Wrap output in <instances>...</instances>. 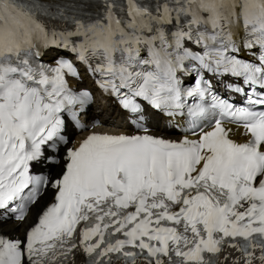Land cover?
<instances>
[{
	"label": "snow or ice",
	"instance_id": "6c2138e0",
	"mask_svg": "<svg viewBox=\"0 0 264 264\" xmlns=\"http://www.w3.org/2000/svg\"><path fill=\"white\" fill-rule=\"evenodd\" d=\"M101 4L102 14L88 10L89 0L55 11L42 0H0V226L19 228L42 192L53 193L23 238L0 232V264H69L78 249L86 264H216L225 245L244 264L264 262V0ZM53 45L99 74V88L119 99L137 132L89 130L66 147L63 172L49 181L31 173L33 162L59 164L69 143L64 115L84 130L73 106L93 99L70 86L80 76L72 61L37 62ZM206 72L242 79L226 87L244 99L219 95ZM190 73L195 83L184 87ZM141 100L186 115L185 134H149ZM227 124L248 138L233 139Z\"/></svg>",
	"mask_w": 264,
	"mask_h": 264
},
{
	"label": "bare ground",
	"instance_id": "6f19581e",
	"mask_svg": "<svg viewBox=\"0 0 264 264\" xmlns=\"http://www.w3.org/2000/svg\"><path fill=\"white\" fill-rule=\"evenodd\" d=\"M52 53L53 52H51V51L46 52L47 56H50ZM98 106L100 108V111H99V113H94V115L99 116L106 123H111L115 118H117V120H120L123 117V111L116 110V107H114L115 104L111 98H107L106 100H104L103 103H99ZM147 112L150 114V116L152 118V123L155 126V129L153 130L154 132L159 133V132H167L168 131L166 124H165V120H161L160 122H158V116L154 112H152L149 109H147ZM66 132L71 136L72 129L68 127ZM170 135L171 136H178V134H175V133H171ZM60 162L63 163L64 159L60 158ZM34 209H35L34 205H32L30 210H29V217H28L27 221L25 223H23L22 225L26 226L31 222V214L34 211ZM13 224H14V222H12V223L7 222L6 225L0 226V232L10 233L12 235L18 233L20 227L19 228H13L12 227ZM229 252L230 253L226 254V256H228V259L225 260V262H227V264H229L232 261L233 256L239 257L234 252H232V250H229ZM253 264H256V263L253 262Z\"/></svg>",
	"mask_w": 264,
	"mask_h": 264
},
{
	"label": "rangeland",
	"instance_id": "374dc122",
	"mask_svg": "<svg viewBox=\"0 0 264 264\" xmlns=\"http://www.w3.org/2000/svg\"><path fill=\"white\" fill-rule=\"evenodd\" d=\"M98 100H101V99H98Z\"/></svg>",
	"mask_w": 264,
	"mask_h": 264
}]
</instances>
